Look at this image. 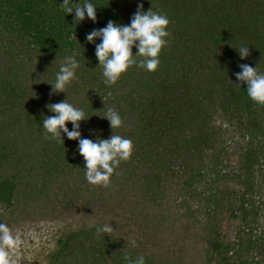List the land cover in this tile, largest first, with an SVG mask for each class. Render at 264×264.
I'll return each instance as SVG.
<instances>
[{
	"label": "trees",
	"instance_id": "1",
	"mask_svg": "<svg viewBox=\"0 0 264 264\" xmlns=\"http://www.w3.org/2000/svg\"><path fill=\"white\" fill-rule=\"evenodd\" d=\"M86 2L97 7L95 23L86 15L84 21L74 24L75 13L64 11L60 6L63 0H0V29L34 52L49 74L54 68L51 60L62 58L66 52L77 51L73 56L85 60L90 68L92 63L87 62L97 59L95 45L101 40L97 38L94 43H89L87 34L106 27L109 21L122 25V16L130 14V10L126 6L121 8L116 0H72V3L81 5ZM139 4H143L144 11L151 8L166 15L170 21L166 29L170 33L166 37L168 45L160 53L157 71L149 72L138 65L129 68L124 76L130 80L125 83L130 87L122 95L127 107L116 102L113 108L122 120H131L128 132H124V121L120 127L134 145L133 156L128 161L137 156V160L142 159L153 166L140 174L143 193L150 197L157 186L171 180L169 176L177 168L179 171L180 168L186 169L185 173L182 172L185 177L178 184L182 191L179 196L193 197L195 202L190 206L185 200L181 201L186 206V213L193 215L202 210L208 215V209L202 204L210 205L212 211L218 207L217 182L236 180L240 189L229 210L232 216L239 215L245 231L237 235L236 241L226 243L216 235L208 237L205 240L208 250L206 264H264V230L258 235L252 231L264 199L255 201L251 197L258 189L252 186V180L257 175L264 177V106L254 103L247 95V85L236 79L241 64L257 67L259 73H264V0H142ZM240 47L249 48L248 58H240L237 50ZM132 51L135 54L138 49L134 46ZM22 62L20 58L12 59L6 70L0 72V170L14 160L16 167L27 174L29 183L17 181V172L0 175V205L3 207H10L18 193H23L26 198L34 196L37 190L44 191L52 175L62 170V167L50 163L63 161L71 145H78L76 140L71 144L72 140L64 133V144L46 138L50 137L42 123L46 115L33 100L37 94L26 89L28 75L19 74V71L25 73V68L29 67ZM93 74L92 78H95L96 74ZM51 83L54 84V80ZM102 83L100 80L98 85L92 86L95 91L90 90L92 97L97 98L98 108L94 109L87 101H83L84 109L77 107L85 112L88 123L97 122L96 118L102 120L95 126L96 135H90L92 139L110 135L109 127L101 124L108 121L101 118L107 112L103 99L106 91ZM214 102L227 114L228 121L236 119L242 123L240 125L247 135L237 171L225 170L222 166L224 163L218 154L222 148L211 150V165L193 161L213 146L215 134L208 108ZM72 127H68L70 131ZM80 132L82 135V129ZM72 154L71 163L78 161L75 164L77 170L85 169L83 157L77 160V154L73 151ZM170 159L174 160L175 167H164ZM189 161L191 165L188 167L186 162ZM68 165L65 163L64 168H69ZM39 172L44 173L45 180L38 182ZM74 237L77 238L75 234H68L64 239H58L61 248L51 257L61 254L64 249L76 248L80 252L92 249L97 250V255L91 257L92 264H96L104 253L102 247L94 243L92 247H85ZM109 252L115 255L116 263L125 264V254L118 256L117 250ZM255 252L259 259H255ZM144 261L145 264H155L147 257Z\"/></svg>",
	"mask_w": 264,
	"mask_h": 264
},
{
	"label": "rangeland",
	"instance_id": "2",
	"mask_svg": "<svg viewBox=\"0 0 264 264\" xmlns=\"http://www.w3.org/2000/svg\"><path fill=\"white\" fill-rule=\"evenodd\" d=\"M141 1L116 0L121 8L126 6L130 10V14L125 13L122 16V26H130L132 16ZM75 53L78 52H66L62 58L51 60L54 68L49 74V71L41 66L34 52L24 43L15 42L12 36L5 34L0 29V72L6 70V66L12 59L20 58L25 62L29 69L25 68V73L19 71V74L28 75L26 89H32L33 94H37L33 100L44 112V115H55L49 111L47 105L66 99L74 107H83V101H87L92 104L94 109L98 108L97 98L92 97L93 92L90 90H93L92 86L98 85L100 80H103L102 86L106 91L105 98H103L104 108L113 109L116 102L121 107H127L124 104L125 96L122 95L130 87L129 84H125L126 82L130 83V80L122 74L120 79L111 85L113 88H109L104 83L103 68L98 66V59L88 61L87 63H92V67L88 68L85 60L75 57L80 64L76 70V79L66 87V93L50 95L52 91L50 84H53L51 81L55 82L56 74L65 58L73 56ZM30 62L32 67L29 65ZM47 68L49 70V67ZM93 73L96 74L95 78H92ZM20 85H23V82ZM30 102V104H34L33 101ZM102 111L101 108L100 112ZM208 115L215 134L213 146L200 156L195 155L196 158L193 161L211 165V150L216 151L222 148L218 151L224 163L222 166L225 167V170L236 169L237 171L241 148L247 138L244 128L240 125L242 123L237 122L236 119L228 121L227 114L216 102L209 106ZM96 121L88 123L87 120L86 123H83L85 125L80 123L83 138L92 139L90 135H96L95 126L102 120L96 118ZM123 121L125 123L124 132H128V123L131 120L124 118ZM101 124L109 127L110 135L97 138L108 139L112 134L127 138L120 127L112 130L109 121H106V124ZM69 126H73L71 122L67 123V127ZM12 127L14 128V126ZM92 140L96 139L93 137ZM73 141L70 143L72 144ZM72 151L77 154H75L77 160L82 158L78 152V145H71L69 154L63 161H56L55 164L51 162V165L62 167V170L52 175V180L47 181L44 191L37 190L34 196L30 195L26 198L23 193H18L10 207L0 205V223L5 224L12 235L19 237L20 240L19 246L10 250L13 252L16 264H49L50 258L51 264H92L91 257L97 255V250L87 249L84 250L85 252H80V249L76 248L64 249L61 254L58 253L59 255L56 257H51V254L61 248H59L58 239H64L68 234H75L77 238L74 237V239H80L85 247H92L93 243L102 247L104 252L101 256L102 260L101 258L97 259L96 264H119L120 262L116 263L115 255H111L110 250H117L118 256L125 254L131 257H147L155 264H206L208 250L205 240L208 237L216 235L222 243H226L236 241L237 235H242L245 231L238 218L239 215L232 216L229 210V205L233 203L234 197L237 196L240 189L236 180L222 179L218 181L219 183L217 182L220 203L215 210L212 211L208 204H202L203 208L208 209V215L202 210L190 215L186 213V206L184 207L185 204L181 201L185 200L187 205L194 206V198H189L187 195L179 196L182 191L178 188L182 177H185L182 172L186 169L180 168L179 171L177 168L178 170L176 169L169 176L171 180L161 183L156 189L154 187V193L149 197L147 193H143L144 186L141 185L142 182L139 179L140 174L148 171L149 167H153L147 161L137 160V156L134 160L121 161L110 178L109 187L105 188L90 184L85 177L86 169L77 170L75 164L78 161L75 164L71 163ZM172 161L174 160H168L164 167H175ZM190 161L186 162L187 166L191 165ZM65 163L69 164V168H64ZM16 166L14 160L10 161L8 166L4 164L0 175L17 172V181L29 183L25 171ZM27 167L30 166L27 165ZM125 170L128 172L126 173ZM41 172L37 174L38 182L42 179L45 180L44 173L40 174ZM252 181V186L258 189L257 194L254 193L251 197L255 201L264 199V177L262 174L257 175L256 179ZM80 191H82L81 194ZM105 224L113 227L111 234L97 232V226ZM252 227L255 235L263 232L264 206L258 209ZM133 240L136 242L135 247L131 244ZM254 257L255 259L260 258L256 252Z\"/></svg>",
	"mask_w": 264,
	"mask_h": 264
},
{
	"label": "clouds",
	"instance_id": "3",
	"mask_svg": "<svg viewBox=\"0 0 264 264\" xmlns=\"http://www.w3.org/2000/svg\"><path fill=\"white\" fill-rule=\"evenodd\" d=\"M67 14L75 13L74 24L84 21L85 16L97 22V7L86 2L72 3V0H63L60 5ZM170 21L164 14H158L151 10H143V4H139L134 13L130 26L119 25L109 21L106 27L93 30L87 34L89 43H94L97 38L101 40L95 45V55L99 61L98 66L103 68L105 85H114L129 68L134 65L145 68L149 72L157 71L160 65V53L168 45L166 37L170 33L166 30ZM138 51L133 54V47ZM238 54L241 59H246L250 55L249 48L240 47ZM80 67L75 56L65 58L64 63L56 74V79L52 86V94L66 93V87L76 79V70ZM241 71L236 73V79L247 85L248 97L256 104L264 106V73H259L256 68L248 64L239 65ZM239 85V84H238ZM51 113L55 115L46 116L43 119V128L50 137L63 143L62 133L66 134L69 140L78 141V152L83 157L85 163L86 180L92 184L102 187H109L110 178L121 161H128L133 153V142L130 139L119 135H111L108 139L97 138L95 141L88 138H81V121H87L85 112L74 107L66 100L47 105ZM95 111V110H94ZM110 122L111 129L119 128L123 125V120L118 112L109 108L105 117ZM71 122L73 130H69L67 123ZM97 232L111 234L113 227L110 225L97 226ZM20 244L19 237H14L10 229L0 223V264H16L13 252ZM133 247L136 242L131 241ZM125 264H145L144 257L140 256L132 259L124 256Z\"/></svg>",
	"mask_w": 264,
	"mask_h": 264
}]
</instances>
